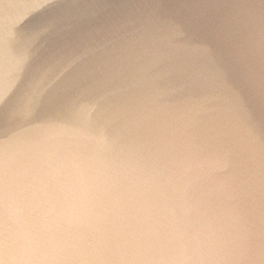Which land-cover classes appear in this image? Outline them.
<instances>
[{
	"label": "water",
	"instance_id": "95a60500",
	"mask_svg": "<svg viewBox=\"0 0 264 264\" xmlns=\"http://www.w3.org/2000/svg\"><path fill=\"white\" fill-rule=\"evenodd\" d=\"M53 130L190 181L264 264V0H0V150Z\"/></svg>",
	"mask_w": 264,
	"mask_h": 264
},
{
	"label": "clouds",
	"instance_id": "9594fccd",
	"mask_svg": "<svg viewBox=\"0 0 264 264\" xmlns=\"http://www.w3.org/2000/svg\"><path fill=\"white\" fill-rule=\"evenodd\" d=\"M189 185L102 140L39 132L0 150V264H226Z\"/></svg>",
	"mask_w": 264,
	"mask_h": 264
}]
</instances>
